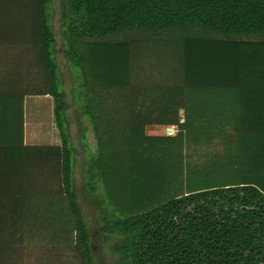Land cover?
Listing matches in <instances>:
<instances>
[{"label":"trees","instance_id":"trees-1","mask_svg":"<svg viewBox=\"0 0 264 264\" xmlns=\"http://www.w3.org/2000/svg\"><path fill=\"white\" fill-rule=\"evenodd\" d=\"M51 1L0 0V264H94ZM61 4L112 264H264V0ZM45 96L60 144L26 145L24 101Z\"/></svg>","mask_w":264,"mask_h":264},{"label":"rangeland","instance_id":"rangeland-1","mask_svg":"<svg viewBox=\"0 0 264 264\" xmlns=\"http://www.w3.org/2000/svg\"><path fill=\"white\" fill-rule=\"evenodd\" d=\"M61 3L62 0L51 1V28L55 39V60L59 68L63 88L61 90L65 93L66 106L63 116L73 151V188L83 220L88 227L89 245L94 264H112L115 256L111 248L115 240L112 237L104 236L100 232V227L111 224L117 215L114 216L112 210L108 207L106 200L102 197V190H98L96 187L95 192H92V186L89 183L92 181L89 180L87 183L89 178L87 169L90 168V160L95 152L96 142L89 120L81 114L82 102L78 97V91L80 90L78 83L74 81L71 68L63 56L64 44L60 26ZM24 110L26 133L28 136L34 133L38 137L40 136L34 141L25 139V144H34L33 146L60 144L53 113V101L50 97H28L24 102ZM45 136L46 138H41ZM52 136H54V142ZM82 137L86 140V146ZM99 187L101 186L99 185Z\"/></svg>","mask_w":264,"mask_h":264},{"label":"crops","instance_id":"crops-1","mask_svg":"<svg viewBox=\"0 0 264 264\" xmlns=\"http://www.w3.org/2000/svg\"><path fill=\"white\" fill-rule=\"evenodd\" d=\"M24 119H25V112H24ZM25 124L26 123L24 121V142H25V139H27V141H34L35 139H38L40 136L38 137V135H36L35 133L32 135L29 134V136H28V134L26 133V127L27 126ZM145 134L147 136H164V137H171L172 136V137H174L177 135V128H176V126H147L145 128ZM41 138L44 139V138H46V136L41 137ZM52 141L53 142L55 141L54 136H52ZM26 145L32 146L34 144H26Z\"/></svg>","mask_w":264,"mask_h":264}]
</instances>
